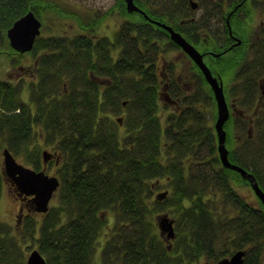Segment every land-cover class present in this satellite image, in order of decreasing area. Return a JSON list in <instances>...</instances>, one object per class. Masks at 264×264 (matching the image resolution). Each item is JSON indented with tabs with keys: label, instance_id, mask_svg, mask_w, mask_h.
Returning <instances> with one entry per match:
<instances>
[{
	"label": "trees",
	"instance_id": "16d2710c",
	"mask_svg": "<svg viewBox=\"0 0 264 264\" xmlns=\"http://www.w3.org/2000/svg\"><path fill=\"white\" fill-rule=\"evenodd\" d=\"M34 1L0 0V34L31 10L29 4ZM149 16L159 19V15ZM142 22L144 25L137 28L130 22L123 26L127 33L137 30L140 37L137 39V35L136 40H140L141 46L138 42L136 45L133 38L129 42L121 39L122 55L115 61L103 45H91L86 36L76 37L69 44L62 40L59 44L49 45L51 51H58L57 55L52 51V57H48L50 66H42L40 70V76L48 75L51 70L53 76H49L51 83L42 79L40 90L35 93V115L22 104L16 88L0 80L1 142L13 156L23 157L33 169L39 170V151L29 152L27 148L31 141V126L37 122L43 126L44 139L53 145L58 160L60 186L56 194H59L60 207L54 211L59 209V216L57 218L48 211L39 228L38 240L31 232L26 233L30 242H37L47 264H91L102 223L100 214L106 210H112L120 223L119 231L107 238L103 251L106 264H173L169 260L173 249L164 246L155 234L150 220L152 212L146 206V200L152 195V184L167 175H172L173 195L169 202L180 210L178 217L182 228L188 232L189 246L195 257L204 254L203 249L210 254L216 231L224 227L220 224L221 219L211 216L212 210L205 206L200 194L209 185L204 180L209 178L214 185L216 182L199 169L208 164L197 162L199 158H207L208 154L210 159L217 158L215 134L213 127L207 124V111L194 93L181 97L182 88L171 71L170 84L165 91L169 101H176L177 110L172 117L171 114L166 116L168 126L161 124L157 115L160 74L153 65L158 57H155L156 53L154 58L150 57V52L155 51L147 50L151 49L152 38L157 40L158 34L166 35V32L146 23L145 19ZM5 44L8 45L2 35L0 46ZM65 80L70 84L63 85ZM54 82H59L57 90H49L47 86L51 84L55 88L57 83ZM250 86L249 80L247 87ZM203 95L207 100L212 99L211 94ZM106 112L126 113L125 138L120 139L111 124L102 126L100 114ZM161 136L171 139L164 148L165 151L173 149L174 154L162 153ZM179 154L197 159L193 166L198 167V172L192 173L188 179L175 163ZM164 157L168 162H162ZM232 160L236 161L234 157ZM173 168L180 171L175 173ZM228 173L239 176L232 170L221 168L215 178L227 183ZM252 173L258 180L257 173ZM2 186L0 173V195ZM219 186L224 190L227 188L226 184ZM185 200L191 201L188 208L182 203ZM236 201L241 211L238 218L244 224L245 219H252L251 228L260 224L264 232V211L261 213ZM22 204L28 212L32 210L29 198H25ZM61 214L65 216L64 221H60ZM8 228L0 220V264H23L26 246H21ZM263 232L261 238L253 229L236 243V250L253 243L249 253L245 250L243 264H264Z\"/></svg>",
	"mask_w": 264,
	"mask_h": 264
},
{
	"label": "rangeland",
	"instance_id": "374dc122",
	"mask_svg": "<svg viewBox=\"0 0 264 264\" xmlns=\"http://www.w3.org/2000/svg\"><path fill=\"white\" fill-rule=\"evenodd\" d=\"M136 1L143 6L145 5L150 15H159L158 20H165L175 29L180 27L181 20L179 19L181 18L173 17L174 19H172L170 17L169 19L167 17V14L174 13V11L169 13L170 11L178 8L177 4L172 3L173 0ZM196 1L200 5L199 9L196 11L188 10L187 16L184 17L183 15L184 18H182L187 20L183 26H193L197 30L194 36L192 35L194 39L192 40L189 37L188 40L193 43L194 48L196 47L195 49L200 53L208 51L218 53L223 48L221 40L224 34V26L222 22H224L223 18L228 11L224 12L223 9L205 0ZM121 3V0H35L29 4V8L33 10L42 24L38 41L31 53L22 56L6 44L0 46V80L11 83L19 92L22 104L32 115H35V99L37 97L35 93L40 90L42 79L50 82L49 76H53V70L48 71V75L43 74L40 76L42 66H50L48 57H52V51H55L54 54L57 55L58 50L51 51L49 45L59 44L62 40L69 44V42H74L76 37L85 34L87 38H91L88 40L91 45H103L109 51L113 61L118 60L122 55L121 39L124 42H129L133 38L136 45L138 42L141 46L140 40H136V36L139 35L137 37L139 39L140 34L136 32L127 33L123 26L129 24V22L133 25L138 21L142 25L144 24L138 16L126 15L123 11L124 6ZM225 9H228V7L225 6ZM229 24L231 25L232 35L240 40L239 45L226 55L220 57L209 55L204 60L214 73L213 75H220L223 81L225 100L230 112V119L223 126L226 132L225 146L229 155L232 158L234 157L236 161H233L232 158L230 160L235 164L243 165L250 172L257 173L258 180L264 188V93H261L264 92V0H250L235 18L230 19ZM155 29L154 33L156 32ZM2 35L6 39L5 32ZM2 35L0 34V44ZM152 41L151 49L149 47L147 51H155L150 52L149 56L154 58L156 53L155 57H158L153 65L157 67L158 75L161 76L158 79L160 100L157 111L161 124L166 123L167 115L171 114L172 117L176 114L174 111L177 110L176 101L167 102L165 105V97H167L165 88L170 83L169 77L172 71L174 80L179 79V77L184 79L180 80L184 83L182 84L184 89H181V97L189 96L191 92L194 93V96L199 97L201 105L207 111V124L213 126L217 117L215 102L210 88L202 80L198 67L177 46L170 42L168 35L158 34V39L154 40L152 38ZM237 42V40H233V45ZM43 58L46 60L42 61ZM224 61L225 63L228 61L227 64H224ZM249 80L252 85L250 86L251 89L247 87ZM67 82L65 80L62 84H70ZM54 83H57L55 88L53 84L47 86L49 90L57 88L59 82ZM204 93L209 96L211 94L212 99H205ZM181 97L177 98L180 99L179 104ZM100 116H102L100 118L102 126L106 123L111 124L112 129L116 131L120 139L126 137L125 118L127 115L125 112H106L100 114ZM117 119H120V123L117 122ZM249 120H251V124ZM166 125L168 126L169 123H166ZM42 127L37 122L32 124L30 129L31 141L28 142L27 147L29 152L39 151L40 156L42 151L54 152L53 145L47 144L46 139H44ZM248 133L250 134L249 137ZM160 141L163 145L164 151L162 153L164 155L175 153L173 149L165 151L164 145L171 142L169 137L161 136ZM5 148L0 138V173L3 181L0 195V220L9 226L11 236L18 239L17 241L21 246H26L25 256L23 257V264H25L29 253L33 249H38L37 242H30L26 233L31 232L38 240L39 228L48 212L45 215L36 213L33 210L27 212L26 206L15 196L2 171V151ZM186 155H177L175 163L179 164L177 167H181V173L188 179L192 173L196 174L198 172V167L193 166L197 159L188 158ZM15 160L23 166L32 168L31 164L27 163L23 157H15ZM200 161L208 165H203L199 169L213 181L216 180L215 185L210 182L209 178L204 180V182L208 181L209 185L204 190L200 189L202 191L200 193L201 197L205 206L212 210L211 216L221 219L220 224H224V227L216 231L213 250L210 254H207V251L203 249L202 253L204 254L195 257L193 249L189 246L191 243L188 232L182 228V221L178 217L180 210H177V206L173 207V203L169 202L173 195L170 181L172 175H167L168 177L160 178L159 181L154 182L152 184V195L149 200H146L147 209L152 212L150 220L153 221L155 234L164 242V246L171 247L170 250H174L169 253V260L173 264H217L222 255L229 257L237 251L245 252L246 250L249 253L253 249L252 242L243 245L241 249L236 250L235 248L236 243L239 240L242 241L244 235L248 232H253L254 229L255 233L259 234L261 238L263 236V228L260 224H255L252 229V219L251 221L245 219L244 224L238 218L241 211L236 199L261 213L264 211V205L254 194L249 183L233 173H228L227 183L215 178L219 170L223 169L218 155L216 159H210L208 154L207 158H199L197 162ZM162 162L166 163L168 159L164 157ZM42 168L43 165L41 164L39 170ZM45 170L49 176L58 177V168L54 160L47 163ZM178 170H174V172L176 173ZM221 184H226L227 188L224 190L219 186ZM205 185L203 184V186ZM161 194L165 195L159 196ZM182 203L185 208H188L191 201L185 200ZM59 207V194H56L49 203V212H52L53 216L56 215L58 218L59 209L54 210ZM181 207L183 206L181 205ZM161 216H167L170 220H173L175 236L170 240L166 239L165 233L162 234L156 224L157 218ZM100 219L102 223L96 236L95 252L91 264H106L103 260V251L107 238L115 235L120 229V223L116 221V215L112 210L101 213ZM255 219L258 221V218ZM64 220L65 216L61 214L60 221ZM260 237L258 241H260Z\"/></svg>",
	"mask_w": 264,
	"mask_h": 264
},
{
	"label": "water",
	"instance_id": "95a60500",
	"mask_svg": "<svg viewBox=\"0 0 264 264\" xmlns=\"http://www.w3.org/2000/svg\"><path fill=\"white\" fill-rule=\"evenodd\" d=\"M128 12L138 11L148 18L144 12L138 9L133 0H125ZM149 19V18H148ZM152 23L168 32L169 39L174 42L190 59L196 64L205 81L211 88L217 109V118L214 129L217 137V152L222 166L226 169L237 172L242 179L247 180L254 194L264 205V192L259 187L254 175L242 167L233 164L228 159V149L225 146L226 133L223 129L225 122L229 117V109L225 100L222 81L214 77L204 63L203 55L188 43L182 35L175 32L172 27L150 20ZM229 27V25H228ZM41 22L35 14L29 10L19 17L7 29L6 37L9 46L19 54L29 52L34 45L36 38L40 34ZM239 44V42L237 43ZM217 57L218 54H212ZM120 123V119L117 120ZM53 156L48 152L42 153L43 164L46 165ZM3 175L8 184L13 186L19 197H30L31 209L39 214H45L48 211V205L59 187V181L55 176L45 174V169L35 171L19 164L8 149H3ZM165 194L159 195L164 196ZM157 225L162 234L165 233L167 240L174 238L175 232L173 220L167 216L157 218ZM245 252L237 251L230 257L220 259L217 264H243ZM25 264H47L46 260L38 250H32L26 258Z\"/></svg>",
	"mask_w": 264,
	"mask_h": 264
},
{
	"label": "flooded vegetation",
	"instance_id": "af4514ba",
	"mask_svg": "<svg viewBox=\"0 0 264 264\" xmlns=\"http://www.w3.org/2000/svg\"><path fill=\"white\" fill-rule=\"evenodd\" d=\"M122 1V3L121 4H123V6H124V9H123V11L125 12V14L126 15H132V16H138L139 18H140V20L142 21V19H145V21H146V23H150L149 22V19L147 18L146 19V17L143 15V14H141L140 12H138V11H133V12H128V10H127V6H126V2H125V0H121ZM205 1H207V2H209V3H211V4H213L214 6H218L219 8H221V9H223V11L224 12H226V11H228V13L226 14V16L223 18L224 19V22H222L223 23V26H224V34H223V38H222V40H221V42H223L222 43V46H223V48L221 49V51L220 52H218V53H220L221 55L220 56H223V55H225V53H226V51L228 50V51H231V50H233V48L234 47H232V45H233V40H236L237 38L235 37V36H233L232 35V32H231V25H230V29H229V27H228V24H227V22H230V19H232V18H235V16H237L238 14H239V12L243 9V7H244V5L246 4V3H248L250 0H205ZM133 3H134V5L138 8V9H140L142 12H144L150 19H152V20H154V21H157V22H160V23H164V24H166V25H168V26H170V27H172V29L175 31V32H177V33H179L180 35H182L183 36V38L188 42V43H190L193 47H194V45H193V43L192 42H190V40H188L189 39V37L193 40L194 38H192V35L194 36V33H196L197 32V30H195L194 28H193V26H183V25H185L186 24V22H187V20H185V19H182V18H184L185 16H187V13H188V10L190 11H196V10H198L199 9V7H200V5H199V3L196 1V0H173L172 1V3L173 4H177V6H178V8H177V10H172V11H170L169 13H172L173 11H174V13H172V14H167L168 16V18L170 19V17H172V19H174V18H181V19H179V20H181L180 21V24H179V28H174L172 25H170L169 23H167V22H165V21H163V20H157V19H153L152 17H150L149 16V11L146 9V7H145V5L143 6L142 4H140V3H138L136 0H133ZM225 6H227L228 7V9H225ZM230 7V8H229ZM183 15H184V17H183ZM174 17V18H173ZM222 20V19H221ZM142 23H144V22H142ZM145 23V24H146ZM150 24H152V23H150ZM192 23L190 22V25H191ZM141 25V22L140 21H138L137 23L135 22V23H133V27L134 28H137V27H139ZM152 25H155V26H157L156 24H152ZM158 27V26H157ZM158 28H160V27H158ZM161 30H162V28H160ZM164 31V30H163ZM134 32H137V30H132V32H130V34L131 33H134ZM166 35H168V32L166 33ZM82 36H85V34L84 35H82ZM225 36V37H224ZM89 39H91V38H87V42L89 43ZM243 42H245L244 40H243ZM172 44H174V46H177L174 42H171ZM244 45V44H243ZM34 47L35 46H33V48L31 49V51H30V53L33 51V49H34ZM178 47V46H177ZM230 47H232V48H230ZM196 48V47H195ZM248 48H249V45H248ZM247 48V49H248ZM178 49L179 50H181L179 47H178ZM197 50V49H196ZM182 51V50H181ZM247 51V50H246ZM200 52V51H199ZM29 53V52H28ZM182 53H184L183 51H182ZM211 53H214V52H212V51H208V52H202L201 54L203 55V60L205 59V57L206 56H209V55H211ZM185 54V53H184ZM186 55V54H185ZM189 59H190V57L188 56V55H186ZM219 56V57H220ZM190 61H192L191 59H190ZM205 61V60H204ZM192 63L194 64V65H196L193 61H192ZM242 64H244V63H242ZM173 67H175L174 65H173ZM211 70V69H210ZM214 74V73H213ZM216 77L217 76H220V75H215ZM221 77V76H220ZM222 79V78H221ZM180 80H184L183 78H181V77H179V79H177L176 80V82H178V84H179V86L182 88V89H184V87H183V85L182 84H184V83H182V82H180ZM261 93H264L263 91L261 92ZM263 97H264V95H263ZM230 113V112H229ZM228 119H230V114H229V117H228ZM226 123V122H225ZM249 123L251 124L252 122H251V120H249ZM228 124V123H227ZM226 124V125H227ZM250 136V134L248 133V137ZM14 193V192H13ZM15 194V193H14ZM15 196H16V194H15Z\"/></svg>",
	"mask_w": 264,
	"mask_h": 264
}]
</instances>
